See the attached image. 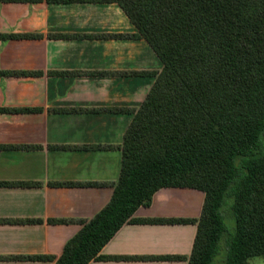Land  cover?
<instances>
[{
    "label": "trees",
    "instance_id": "trees-1",
    "mask_svg": "<svg viewBox=\"0 0 264 264\" xmlns=\"http://www.w3.org/2000/svg\"><path fill=\"white\" fill-rule=\"evenodd\" d=\"M0 3L116 4L135 27V34L48 35L47 38L143 39L162 64L159 72L126 73L154 78L136 109L51 110L131 114L122 144L116 147L121 151L119 178L113 185L110 201L92 219L48 220L50 224L81 226L65 243L58 258L6 259L89 264L92 260L105 259L101 250L125 224H196L187 264H217L222 248L225 251L222 264H249L253 258L264 257V0H0ZM42 38L38 33H0V41ZM41 75L34 71H0V77ZM38 112L42 109L0 108V114ZM14 148L38 147L0 146V149ZM55 148L114 149L101 145ZM39 185L0 182V187ZM166 188L203 193L200 216L197 219L133 218L139 207H149L154 194ZM225 200H231L232 204L229 201L225 204ZM229 209L235 227L225 237L223 212L226 216ZM114 259L170 261L185 257Z\"/></svg>",
    "mask_w": 264,
    "mask_h": 264
},
{
    "label": "crops",
    "instance_id": "crops-1",
    "mask_svg": "<svg viewBox=\"0 0 264 264\" xmlns=\"http://www.w3.org/2000/svg\"><path fill=\"white\" fill-rule=\"evenodd\" d=\"M0 33H38L40 40L0 41V71L41 72L40 77H0V108H40L0 114V182L39 186L0 187V264H54L6 257L53 256L81 228L48 220L92 219L113 194L121 169L120 146L131 114L51 110L138 108L162 64L143 39H49L48 35L135 34L113 3H0ZM109 75H92L94 73ZM65 73V74H64ZM116 73V74H115ZM111 146L110 150L55 147ZM54 147V148H52ZM56 183L99 186L57 187ZM203 193L183 188L156 192L134 219H197ZM41 220L26 224L15 221ZM12 221V222H9ZM196 224H125L89 264H187ZM181 256L185 260H115V257ZM254 264H264L259 257ZM250 261V260H249Z\"/></svg>",
    "mask_w": 264,
    "mask_h": 264
},
{
    "label": "rangeland",
    "instance_id": "rangeland-1",
    "mask_svg": "<svg viewBox=\"0 0 264 264\" xmlns=\"http://www.w3.org/2000/svg\"><path fill=\"white\" fill-rule=\"evenodd\" d=\"M0 12H1V10H0ZM1 16V15H0ZM228 201L230 202V205L232 204V201L231 200H225V204H227L228 203ZM225 206H227V205H225ZM225 206L223 207V210H224V208H225ZM228 209V208H227ZM223 217H224V221H225V224H226V227H227V233L225 234V237H227L228 236V234H232L233 232H234V219H233V216H232V212H231V210L229 209V211L227 210L226 211V216H225V214H224V212H223ZM220 246H221V248H222V246H223V243H222V241H221V243H220ZM220 255V256H219ZM219 255L217 256L218 258H217V264H222V257H224L225 256V251H224V249L222 248L221 249V253H219ZM259 257H256V258H253V259H251L250 261H249V264H254V263H256L258 260Z\"/></svg>",
    "mask_w": 264,
    "mask_h": 264
}]
</instances>
